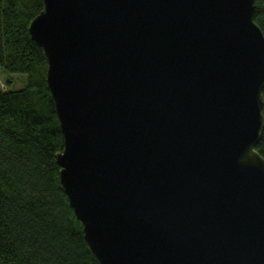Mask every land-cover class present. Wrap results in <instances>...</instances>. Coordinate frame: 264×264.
Segmentation results:
<instances>
[{
  "label": "water",
  "instance_id": "1",
  "mask_svg": "<svg viewBox=\"0 0 264 264\" xmlns=\"http://www.w3.org/2000/svg\"><path fill=\"white\" fill-rule=\"evenodd\" d=\"M27 31L99 264H264L253 0H42Z\"/></svg>",
  "mask_w": 264,
  "mask_h": 264
},
{
  "label": "trees",
  "instance_id": "2",
  "mask_svg": "<svg viewBox=\"0 0 264 264\" xmlns=\"http://www.w3.org/2000/svg\"><path fill=\"white\" fill-rule=\"evenodd\" d=\"M41 8L0 0V71L26 74L24 86L0 87V264H99L58 179L62 134L45 57L27 31ZM253 21L264 36V0H253ZM254 149L264 158V127Z\"/></svg>",
  "mask_w": 264,
  "mask_h": 264
},
{
  "label": "rangeland",
  "instance_id": "3",
  "mask_svg": "<svg viewBox=\"0 0 264 264\" xmlns=\"http://www.w3.org/2000/svg\"><path fill=\"white\" fill-rule=\"evenodd\" d=\"M2 71V70H1ZM0 71V87L6 90L17 89L24 86L26 74L19 72ZM6 82V83H5Z\"/></svg>",
  "mask_w": 264,
  "mask_h": 264
}]
</instances>
